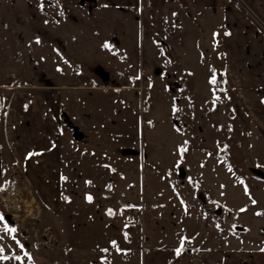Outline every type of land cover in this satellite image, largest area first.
<instances>
[{"label":"rangeland","instance_id":"rangeland-1","mask_svg":"<svg viewBox=\"0 0 264 264\" xmlns=\"http://www.w3.org/2000/svg\"><path fill=\"white\" fill-rule=\"evenodd\" d=\"M233 2L254 23L248 3ZM214 13L0 0V229H16L0 231L10 257L0 264H189L194 248L264 251V143L225 85ZM17 85L49 89L60 108V178L31 179L3 150L1 113Z\"/></svg>","mask_w":264,"mask_h":264},{"label":"crops","instance_id":"crops-1","mask_svg":"<svg viewBox=\"0 0 264 264\" xmlns=\"http://www.w3.org/2000/svg\"><path fill=\"white\" fill-rule=\"evenodd\" d=\"M103 1L113 7L128 10H136L139 7L146 10L161 9L174 3L189 9L215 12L214 14L220 17L224 31L225 80L230 86L237 87L240 106L259 130L264 143V35L233 0ZM243 1L264 21V0ZM1 114L4 115L3 132L5 127L9 131L3 150L10 156V162L22 167L31 179L60 178L62 115L52 92L46 88L24 86L22 89L20 85L14 86L8 100L4 101ZM7 160L8 158L5 161ZM53 187V192H59L58 183ZM35 190L41 192L37 188ZM70 192L72 191L68 190V193ZM190 251L194 253L188 260L189 264H264L262 250L231 252L194 248Z\"/></svg>","mask_w":264,"mask_h":264},{"label":"snow or ice","instance_id":"snow-or-ice-1","mask_svg":"<svg viewBox=\"0 0 264 264\" xmlns=\"http://www.w3.org/2000/svg\"><path fill=\"white\" fill-rule=\"evenodd\" d=\"M210 83H213V84L216 83L215 77L212 78V80L210 81ZM87 199L89 201H91L92 198L89 196V197H87ZM241 211H244V209H241ZM109 214L110 215L112 214L111 210H109ZM3 220H4V217L2 215H0V221H3ZM0 231L7 232V233L11 234V233H15L16 232V229L15 228L8 227V225L5 223L4 226H3V228L0 229ZM2 239H3V236H0V240H2ZM12 239L13 240H16V237L15 236H12ZM113 243H115V242H113ZM17 244H18L19 247L23 248L22 245H19V241H17ZM104 251H107V250L105 249ZM176 251H177V255H179L180 249H177ZM3 252H4V249H3L2 246H0V260H8V259H10V257L3 255ZM25 255H27V253H25ZM14 258L16 260H20L21 259L20 256H15Z\"/></svg>","mask_w":264,"mask_h":264},{"label":"built area","instance_id":"built-area-1","mask_svg":"<svg viewBox=\"0 0 264 264\" xmlns=\"http://www.w3.org/2000/svg\"><path fill=\"white\" fill-rule=\"evenodd\" d=\"M240 2L243 3L242 0H240ZM241 6H243L242 8L246 12V14H248L252 18L254 24L259 28V30L264 35V21L254 11H252L250 8H248L246 5H241ZM136 215H137V211H135V210H133L132 212L129 213V216L131 217V219H133L134 216H136Z\"/></svg>","mask_w":264,"mask_h":264},{"label":"water","instance_id":"water-1","mask_svg":"<svg viewBox=\"0 0 264 264\" xmlns=\"http://www.w3.org/2000/svg\"><path fill=\"white\" fill-rule=\"evenodd\" d=\"M74 136L78 137V138H81L82 137V133L75 131L74 132ZM262 176L264 177V174H262Z\"/></svg>","mask_w":264,"mask_h":264},{"label":"trees","instance_id":"trees-1","mask_svg":"<svg viewBox=\"0 0 264 264\" xmlns=\"http://www.w3.org/2000/svg\"><path fill=\"white\" fill-rule=\"evenodd\" d=\"M225 85L227 86L226 80H225Z\"/></svg>","mask_w":264,"mask_h":264}]
</instances>
